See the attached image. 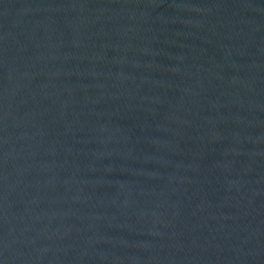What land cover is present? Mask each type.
<instances>
[{
  "label": "water",
  "instance_id": "water-1",
  "mask_svg": "<svg viewBox=\"0 0 264 264\" xmlns=\"http://www.w3.org/2000/svg\"><path fill=\"white\" fill-rule=\"evenodd\" d=\"M0 264H264V0H0Z\"/></svg>",
  "mask_w": 264,
  "mask_h": 264
}]
</instances>
